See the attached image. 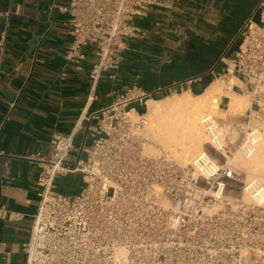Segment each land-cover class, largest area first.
<instances>
[{"label": "built area", "instance_id": "obj_1", "mask_svg": "<svg viewBox=\"0 0 264 264\" xmlns=\"http://www.w3.org/2000/svg\"><path fill=\"white\" fill-rule=\"evenodd\" d=\"M160 5V0L54 4L68 16L66 65L86 61L90 50L89 81L95 89L105 75L120 70L131 41L143 36L139 21ZM19 11L10 6L0 17L9 21ZM6 40L4 30L0 55ZM1 66L0 59V71ZM67 75L66 69L61 77ZM205 77L234 79L232 90L250 100L249 127L238 148L251 155L264 132V0L218 64L196 80ZM177 86L126 87L110 105L84 116L79 129L53 136L50 153L39 159V205L24 245L25 264H264V180L232 165L229 157L238 148L220 120L208 115L202 126L209 146L225 161L207 150L182 165L147 131L148 102ZM82 129L84 139L77 145ZM69 174L83 179L75 195L56 187L57 178ZM233 183L241 185L240 193H233ZM0 218L16 221L22 215L0 207Z\"/></svg>", "mask_w": 264, "mask_h": 264}, {"label": "crops", "instance_id": "obj_2", "mask_svg": "<svg viewBox=\"0 0 264 264\" xmlns=\"http://www.w3.org/2000/svg\"><path fill=\"white\" fill-rule=\"evenodd\" d=\"M160 1L139 21L143 36L131 41L120 70L105 75L92 89L93 53L87 51L86 61L78 65L67 66L65 61L71 41L68 16L53 5L68 6L70 0H0V11L20 8L9 21L0 17V34L7 31L6 49L0 55V207L22 215L16 221L0 218V264L26 263L24 245L39 205V159L50 153L53 136L79 129L84 116L110 105L126 87L154 90L184 85L181 66L191 63L184 57L201 50L208 58L209 52L218 51L219 41L228 38L223 24L244 0ZM227 41L224 50L232 40ZM206 58L198 67L200 75L219 61L208 58L204 63ZM66 69L68 75L62 78ZM167 71L170 75L164 77ZM83 139L82 129L76 144ZM76 157L73 153L70 159ZM82 184L78 174L56 180L58 190L68 195L77 194Z\"/></svg>", "mask_w": 264, "mask_h": 264}, {"label": "bare ground", "instance_id": "obj_3", "mask_svg": "<svg viewBox=\"0 0 264 264\" xmlns=\"http://www.w3.org/2000/svg\"><path fill=\"white\" fill-rule=\"evenodd\" d=\"M189 91L158 101L150 100L147 109L149 135L162 145L169 157L180 164H188L194 157L207 152L208 134L202 126V120L206 116L219 113V118L224 120L221 130L227 132L231 144H234L238 131L246 130V126H234L226 117L248 115L250 111V100L246 95L233 92L230 84L226 87L218 80L212 81L200 95L190 94ZM220 95H225L228 99L226 110L219 106ZM256 125L257 122L253 120L251 126ZM259 136L260 140L256 141L251 155L247 156L238 148L234 157H229V160L235 168L246 172L249 178L259 177L264 180V132ZM150 151L156 152L153 149ZM121 255L125 256L124 253Z\"/></svg>", "mask_w": 264, "mask_h": 264}, {"label": "rangeland", "instance_id": "obj_4", "mask_svg": "<svg viewBox=\"0 0 264 264\" xmlns=\"http://www.w3.org/2000/svg\"><path fill=\"white\" fill-rule=\"evenodd\" d=\"M262 0H244L243 2H242V4L241 5H239L236 9H235V11H234V15H233V17L231 18V20L229 21V22H227V23H225V24H223V26L226 28V34H227V36H228V38L226 39V38H222L220 41H219V45H220V47H219V50L217 51V50H214V51H211V52H209L208 53V58H213V60H211L210 62H213L214 61V59H215V61L216 60H218V58H220V52H222L223 50H224V48L226 47V45H227V43H226V41L229 39L230 41L232 40V38L234 37H237L238 36V34H239V32H240V26H241V24H242V22H243V20H245L247 17H249V15L251 14L250 12L252 11V9L254 8V6L257 4H259L260 2H261ZM242 27V26H241ZM226 39V40H225ZM228 40V41H229ZM227 41V42H228ZM201 51V50H200ZM199 50L197 51V52H199L198 54H197V52H196V54H193V55H189V56H185L184 57V59H186L187 61H189V62H191V63H189V64H187V65H185V66H181V73L180 74H183V73H194V72H196L195 70L199 67V65H200V62H201V60L203 61V59H205L207 56V53L206 52H204V51H201L200 52ZM213 53V54H212ZM208 58H206V60L204 61V63L205 62H207V60H208ZM207 64L208 63H206V66H207ZM205 65V64H204ZM199 68H201V67H199ZM183 69H185V70H183ZM174 74H175V76L176 75H178L179 74V72H178V70H176V71H174ZM170 75V72H166L165 74H164V77H167V76H169ZM201 75H199V76H196V77H193V78H190V79H188L187 81H185V84L184 85H182L181 87H179L178 89L176 88V90L175 91H173L172 93H168V94H166V95H164V96H162L161 98H159V99H155V100H161V99H163V98H165V97H168V96H172V95H178V94H183L186 90H190L189 92H190V94H193V95H200V94H202L204 91H205V89L210 85V83L212 82V81H216L215 79L214 80H211V79H208L209 81H208V85L204 88V90L203 91H199V89H198V87H197V85L200 83V82H202V81H204V79L203 80H196V82H190L189 80H191V79H194V78H196V79H198V77H200ZM220 84H223L224 86H229V84L231 85V87H233V85H235L236 84V81L234 80V79H232V80H230V81H227V82H223V81H218ZM197 88V89H196ZM195 91H197L198 93H195ZM233 91V90H232ZM233 92H235V93H238V92H236V91H233ZM238 94H242V93H238ZM242 95H244V94H242ZM245 96V95H244ZM218 97H220V103H219V105H220V107H221V109L222 110H226L227 109V106H228V99L226 98V96L225 95H220V96H218ZM246 98H248L247 96H245ZM139 110L140 111H143V109L142 108H139ZM216 118H218L219 120H220V123H221V127L223 128V123H224V120L223 119H221V118H219L220 117V115H219V113H216V115H214ZM226 119L228 120V121H230V122H232L233 123V125L234 126H239V125H244V126H246V130H247V125H248V123H247V118H245V115H235V116H233V115H228L227 117H226ZM149 122H150V120H149ZM249 126V125H248ZM246 130H244V131H238L239 132V135H238V138H237V140L235 141V143H234V145L236 146V148H238V146H239V143L241 142V140H242V138H243V133H245L246 132ZM225 133H227V132H225ZM230 138V137H229ZM231 143V142H230ZM206 147L208 148V150L211 152V154L213 155V156H215L216 158H218L219 160H221V161H225V158L219 153V152H217V151H215V150H213L210 146H209V143L207 142V144H206ZM237 151V149L236 150H233V157H234V153ZM232 157V156H231ZM232 157V158H233ZM192 161V160H191ZM191 161L188 163V164H190L191 163ZM233 163V162H232ZM188 164H182V165H188ZM246 173V172H245ZM246 175H247V173H246ZM232 189H233V193H240L241 192V185L240 184H234L233 183V185H232ZM248 201V200H247Z\"/></svg>", "mask_w": 264, "mask_h": 264}, {"label": "trees", "instance_id": "obj_5", "mask_svg": "<svg viewBox=\"0 0 264 264\" xmlns=\"http://www.w3.org/2000/svg\"><path fill=\"white\" fill-rule=\"evenodd\" d=\"M198 70V71H197ZM202 72H200L199 71V69L197 68L196 69V72H192V73H183V77H182V79L181 80H188V79H190V78H193V77H196V76H199L200 74H201ZM195 93H198L197 91H195Z\"/></svg>", "mask_w": 264, "mask_h": 264}, {"label": "water", "instance_id": "obj_6", "mask_svg": "<svg viewBox=\"0 0 264 264\" xmlns=\"http://www.w3.org/2000/svg\"><path fill=\"white\" fill-rule=\"evenodd\" d=\"M203 75H204V74H203ZM203 75H201V76H203ZM195 80H196V78L191 79V80H189V81L193 83V82H196ZM208 81H209L208 78L205 77L204 81L200 82V83L197 85L199 91H203V90H204V88L208 85Z\"/></svg>", "mask_w": 264, "mask_h": 264}]
</instances>
